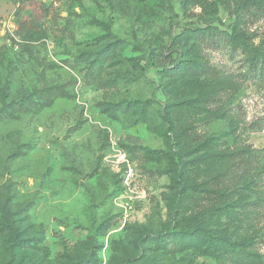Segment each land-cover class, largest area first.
I'll return each mask as SVG.
<instances>
[{
	"label": "rangeland",
	"instance_id": "374dc122",
	"mask_svg": "<svg viewBox=\"0 0 264 264\" xmlns=\"http://www.w3.org/2000/svg\"><path fill=\"white\" fill-rule=\"evenodd\" d=\"M0 264H264V0L0 21Z\"/></svg>",
	"mask_w": 264,
	"mask_h": 264
},
{
	"label": "trees",
	"instance_id": "16d2710c",
	"mask_svg": "<svg viewBox=\"0 0 264 264\" xmlns=\"http://www.w3.org/2000/svg\"><path fill=\"white\" fill-rule=\"evenodd\" d=\"M97 23L99 25H102V26H105L106 25L103 22H99V21H97ZM205 71H206V73H209V74H211L213 76L216 75L215 68H212L210 65H207L205 67ZM5 105L7 107H9V105L7 103H5ZM48 107H51V104H48V105H45L44 106V108H48ZM229 158L232 159V160H234V161H236V164H240V165H242L244 163H247L248 164V162L251 161L248 157H246V154H244V153L232 154V155L229 156ZM211 183H212L211 185L216 188V187H220L223 182H222V180H221L220 177H216V178H214L212 180ZM190 187H191L190 189H192L194 191H197L198 190V187L197 186H190ZM210 193H214V192L212 191ZM208 199H212L211 198V195L208 196Z\"/></svg>",
	"mask_w": 264,
	"mask_h": 264
},
{
	"label": "crops",
	"instance_id": "0c3cea01",
	"mask_svg": "<svg viewBox=\"0 0 264 264\" xmlns=\"http://www.w3.org/2000/svg\"><path fill=\"white\" fill-rule=\"evenodd\" d=\"M23 0H0V21L9 18Z\"/></svg>",
	"mask_w": 264,
	"mask_h": 264
}]
</instances>
